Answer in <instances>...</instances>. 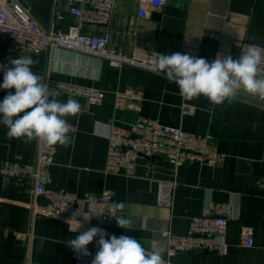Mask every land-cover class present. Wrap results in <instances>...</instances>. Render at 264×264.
<instances>
[{
  "label": "crops",
  "instance_id": "1",
  "mask_svg": "<svg viewBox=\"0 0 264 264\" xmlns=\"http://www.w3.org/2000/svg\"><path fill=\"white\" fill-rule=\"evenodd\" d=\"M21 1L46 29L66 32L76 24L65 0ZM113 1L111 46L126 54L142 47L212 62L217 54L221 58H238L245 42L264 44V0H165L162 9L143 19L138 16L139 0ZM82 31L99 35L103 29L86 25ZM19 56L36 60L32 70L44 80L51 78L106 92L98 105L66 93L56 96L61 101L77 99L84 114L68 118L78 130L70 135L69 146H56L55 163L50 169L52 182L47 191L64 189L82 197L109 190L115 202L126 204L125 214L133 220L135 229H123L115 219L101 224L54 217L46 211V196L35 195L31 178L17 180L0 174V264H75L76 253L63 241L75 239L91 227L104 229L108 236L133 237L149 251L159 248L171 264H264L263 105L236 100L233 104L213 106L203 96L185 100L176 84L155 72L128 65L117 68L106 59L56 47L30 53L1 37L0 64H8L9 59ZM126 87L143 92L139 110L114 109V92ZM5 95L7 90H0V101ZM141 118L209 137L226 155L224 163L208 166L186 162L174 168L160 154L139 157L131 177L106 173L111 125L127 129ZM6 133L7 128L0 125V166L6 158L34 162L37 142L9 139ZM161 180L177 183L170 209L156 203L157 182ZM213 203L232 207L224 236L228 254L181 252L169 257L164 232L187 233L191 219L207 213ZM78 220L82 227L73 233L69 229ZM245 228L253 231L254 247L240 244ZM41 237L46 238L42 247ZM96 239L88 246L97 244Z\"/></svg>",
  "mask_w": 264,
  "mask_h": 264
},
{
  "label": "built area",
  "instance_id": "2",
  "mask_svg": "<svg viewBox=\"0 0 264 264\" xmlns=\"http://www.w3.org/2000/svg\"><path fill=\"white\" fill-rule=\"evenodd\" d=\"M65 3L75 15L76 24L68 31L62 32L43 27L22 1L0 0V48L1 37H6L17 47L30 53L38 54L56 47L106 59L110 65L117 68L128 65L155 72L153 68L156 53H163L135 47L131 54H126L111 46L110 24L114 11L113 0H65ZM164 4L165 0H139V18H146L151 12L159 11ZM86 25L101 27L103 32L99 35L85 33L82 28ZM250 44L264 48V44L245 42L241 53ZM44 82L55 97L60 93H66L82 97L91 105H98L106 96L104 90L95 87L51 78H46ZM143 99V92L140 89L126 87L123 90H116L114 109L137 111ZM237 100L264 106V100L243 93ZM68 123L71 128L70 135H73L78 127L72 122L68 121ZM107 139L105 172L124 174L128 177L134 175L137 159L141 156L154 157L162 154L174 168L186 162L220 166L226 159V155L211 143L209 137L165 125L155 119L141 118L138 123L127 129L111 125ZM36 142L37 153L34 162L21 163L6 158L1 163L0 174L17 180L31 178L34 182L35 195L46 196V211L54 217L83 219L80 215L87 212L89 203L93 201L98 202L96 207L98 213L109 210L111 203L115 202L109 190L82 197L64 189L48 192L47 186L52 182L50 169L55 163L57 147ZM176 185V181L173 180L157 182L158 206L169 209L173 207V192ZM102 197L105 198V203H102ZM231 211L232 207L229 204L213 203L207 213L191 219L187 233L165 231L167 254L171 253L172 256L181 252H207L227 255L228 246L224 236ZM113 219L105 214L99 218L93 217L90 221L110 224ZM241 236V246L254 247L255 240L251 229L245 228ZM87 247L91 256L78 259L76 254L75 264H91L99 249L97 244Z\"/></svg>",
  "mask_w": 264,
  "mask_h": 264
},
{
  "label": "clouds",
  "instance_id": "3",
  "mask_svg": "<svg viewBox=\"0 0 264 264\" xmlns=\"http://www.w3.org/2000/svg\"><path fill=\"white\" fill-rule=\"evenodd\" d=\"M36 63L31 56H19L9 59L8 64H0V72H3L0 90H7V95L0 101V125L7 128L9 139L67 147L72 142L68 118L83 115L82 106L75 98L61 101L52 96L44 79L32 70ZM153 70L169 83L176 84L185 100L203 96L213 106H219L225 102L235 103L242 93L264 100V48L256 44H250L236 59L231 55L221 58L217 54L212 62L180 52L156 53ZM104 127V134H107V127ZM102 201L106 202L104 197ZM97 204V201L89 203L87 212L80 215L84 221L106 214L115 219L117 226L128 231L135 229L133 220L125 214L124 202H112L107 212L99 213ZM81 227L78 220L69 230L75 233ZM94 239L99 250L91 264H171V259L166 261L159 248L149 251L133 237L108 236L100 227H91L63 243L79 259L91 256L87 246ZM45 240L41 237V247Z\"/></svg>",
  "mask_w": 264,
  "mask_h": 264
},
{
  "label": "water",
  "instance_id": "4",
  "mask_svg": "<svg viewBox=\"0 0 264 264\" xmlns=\"http://www.w3.org/2000/svg\"><path fill=\"white\" fill-rule=\"evenodd\" d=\"M21 1V0H20ZM151 158V157H150Z\"/></svg>",
  "mask_w": 264,
  "mask_h": 264
}]
</instances>
